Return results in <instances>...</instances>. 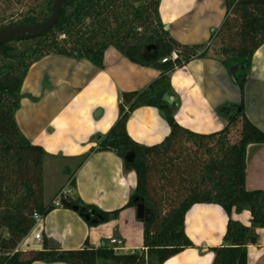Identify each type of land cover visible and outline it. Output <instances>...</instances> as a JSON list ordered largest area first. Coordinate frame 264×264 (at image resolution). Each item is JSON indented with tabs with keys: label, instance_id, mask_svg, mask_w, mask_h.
I'll return each instance as SVG.
<instances>
[{
	"label": "trees",
	"instance_id": "16d2710c",
	"mask_svg": "<svg viewBox=\"0 0 264 264\" xmlns=\"http://www.w3.org/2000/svg\"><path fill=\"white\" fill-rule=\"evenodd\" d=\"M160 0H66L56 23L40 36L0 44V264L33 261L65 264H163L193 243L185 233L187 210L194 204H217L228 219L222 245L212 247L211 264H247L246 246L256 241V228H264V190L245 188L246 147L264 143V132L249 121L243 110L231 116L215 133L198 134L174 119L178 101L165 110L169 134L146 146L126 130L129 113L140 106L160 107L172 96L169 73L207 50L186 45L169 35L160 19ZM54 0H0V29L30 26L45 21ZM22 6V8H18ZM225 17L212 35L211 49L224 67L245 64L264 44V0H224ZM140 29V30H138ZM25 43L23 47L17 43ZM149 45L154 48L148 49ZM114 46L131 62L160 70L146 88L122 93L119 117L100 142L99 150H111L132 168L136 187L125 207L140 204L143 248L116 252L104 242L97 248L88 242L79 249L43 247L28 261L18 259L17 246L36 223L55 208L53 196L43 200V163L47 153L20 130L15 112L20 87L29 67L51 55L86 58L101 65L103 52ZM175 50L179 58L162 62ZM243 91V82L237 81ZM239 107H242V103ZM236 130L234 141L230 135ZM133 153L131 161L125 159ZM88 154L81 157L77 168ZM157 186L151 185L154 179ZM74 185L73 178L69 182ZM88 226L115 220L121 209L103 211L79 197H66ZM249 210V224L234 220L232 213ZM88 215V218L86 217Z\"/></svg>",
	"mask_w": 264,
	"mask_h": 264
},
{
	"label": "crops",
	"instance_id": "0c3cea01",
	"mask_svg": "<svg viewBox=\"0 0 264 264\" xmlns=\"http://www.w3.org/2000/svg\"><path fill=\"white\" fill-rule=\"evenodd\" d=\"M158 12L171 38L186 45H202L201 51L207 52L169 73L173 95H165L160 107L140 106L129 113V136L146 146L161 142L170 132L165 110L176 99L174 119L189 131L218 132L242 109L264 132V44L253 54L247 70L241 63V78L235 76L232 81L211 49L212 35L225 17L224 0H160ZM159 75L160 70L131 62L114 46L104 50L101 65L86 58L51 54L29 67L20 87L17 124L29 141L43 148L46 157L76 165L68 188L60 187L53 197L55 208L35 226L33 233L40 232L41 240L36 242L31 235L26 244L24 240L18 244L22 263L43 247L79 249L88 242L97 248L111 237L122 240L123 252L143 248L138 204L125 207L136 187L135 172L115 152L98 146L119 117L122 93L143 90ZM237 81L243 82L242 94ZM72 178L74 185L70 186ZM245 188L264 190V143L246 147ZM63 194L79 197L103 211L121 210L117 219L91 227L76 211L58 203ZM231 217L249 224L251 216L245 209ZM227 219L217 204L192 205L185 214L184 229L193 246L163 264H211V248L222 245ZM255 234L256 241L246 246L247 264H264V228H256Z\"/></svg>",
	"mask_w": 264,
	"mask_h": 264
},
{
	"label": "water",
	"instance_id": "95a60500",
	"mask_svg": "<svg viewBox=\"0 0 264 264\" xmlns=\"http://www.w3.org/2000/svg\"><path fill=\"white\" fill-rule=\"evenodd\" d=\"M66 0H54L52 5V11L50 16L43 22L30 25V26H11L7 28L0 29V44L8 41H19L26 38H29L30 36H40L44 31L48 30L50 27H52L56 21L58 12L60 9V6L65 2ZM154 48V45H149L148 49ZM244 65L243 64H237L233 63L229 68L228 72L231 75V79L235 81V75L241 70H243ZM165 99L167 97H164ZM240 110V108H239ZM134 157L133 153H128L125 157L127 161H131ZM59 203L61 205L68 206L69 201L67 200L65 195L60 196ZM142 209L140 204H138V214L141 215ZM88 218V215L86 216Z\"/></svg>",
	"mask_w": 264,
	"mask_h": 264
},
{
	"label": "rangeland",
	"instance_id": "374dc122",
	"mask_svg": "<svg viewBox=\"0 0 264 264\" xmlns=\"http://www.w3.org/2000/svg\"><path fill=\"white\" fill-rule=\"evenodd\" d=\"M18 8H22V6L16 5ZM140 30V29H138ZM18 46L23 47L25 43H17ZM220 45L214 44L213 45V50H219ZM251 61V60H250ZM250 66V63L248 65V68ZM241 72L237 73L235 76L240 77ZM231 75L229 73V78L231 79ZM232 80V79H231ZM233 81V80H232ZM236 130L238 129H233V133L230 135V140L234 141L235 140V135H236ZM76 163H69L65 161L63 158H58V159H51L50 157H46L44 159L43 163V200L44 202H48L59 190L60 187L65 186L69 180V178L72 177L73 170L75 167ZM70 167V170L66 173L63 172L64 168ZM154 179V178H153ZM151 185L157 186V181L154 179L151 181ZM68 188V185L65 186ZM67 197V196H66ZM60 204V203H59ZM108 244V241H107ZM118 252H123L122 250H119ZM100 264V263H99Z\"/></svg>",
	"mask_w": 264,
	"mask_h": 264
},
{
	"label": "built area",
	"instance_id": "2783aa9c",
	"mask_svg": "<svg viewBox=\"0 0 264 264\" xmlns=\"http://www.w3.org/2000/svg\"><path fill=\"white\" fill-rule=\"evenodd\" d=\"M178 58H179V53H178L177 51L173 50V51L171 52L170 55H168V56L162 58L161 61H162V62H166V61H168V60H170V61H175V60H177ZM63 195H64V194H63ZM60 196H61V195H60ZM60 196H59V199H58V203H59V200H60ZM41 219H42L41 216H36V223H35L33 229L31 230V232H30L28 235H26V236L22 239V240H24V244L27 243V241H28V237L31 236V235H33V240H34V241L39 242V241L41 240L42 236H41V233H40V232H37V231H36V232L33 233V231H35V226H36V224L39 223V222L41 221ZM108 243H109V245L113 248V250L116 251V252H118L119 250H121V249L123 248V247H122L123 242H122V240H121L120 238H117V237H111V238L108 239Z\"/></svg>",
	"mask_w": 264,
	"mask_h": 264
}]
</instances>
